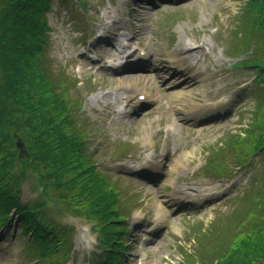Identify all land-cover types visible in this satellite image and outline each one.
I'll use <instances>...</instances> for the list:
<instances>
[{"label":"rangeland","instance_id":"rangeland-1","mask_svg":"<svg viewBox=\"0 0 264 264\" xmlns=\"http://www.w3.org/2000/svg\"><path fill=\"white\" fill-rule=\"evenodd\" d=\"M80 1L86 9L76 0H52L53 5L43 14L51 27L45 52L47 69L54 84L63 88L62 95L73 108L72 116L89 138L87 163L97 166L95 172L104 185L107 182L105 189L113 192L121 214L128 219L119 226L128 232L122 237L127 247L124 264H203V252H208L206 264H217L234 248L235 235H240L238 230L232 237L230 233L242 222L251 221L247 219L252 217L249 211L261 206L253 197L264 196V161L259 155L246 162L249 168L238 170L233 180L212 177L226 170L233 174L237 166L230 158L252 154L264 129V96L257 89L262 76L239 63L252 57L250 48L245 52L246 45L237 49L240 38L248 35L257 40L260 35L256 30V34L250 32L249 22L256 16L251 0H148L147 4L141 0ZM147 6L148 18L143 13ZM1 9L0 0V13ZM112 20L125 26L117 27L116 34L112 28L108 35L98 25ZM130 25L136 37L130 34L122 43L138 55L139 62L140 58L159 55L167 72L168 55L192 49L197 52L193 75L181 70L178 76L166 73L158 77L162 67L153 61L143 70L124 65L119 44L112 43ZM124 89L147 91L152 99L143 97L138 107L130 109L120 95ZM218 104V111L201 116L199 122L188 117L194 105ZM245 130L249 137L238 139ZM18 143V151L24 154L21 156L31 160L36 152L30 151V155L29 145L22 140ZM36 165L22 164L29 173L22 186L25 202L40 198L37 184L41 179L43 183L41 174L46 176L47 170ZM90 165L81 167L80 173ZM58 173L64 175V171ZM65 177L72 179L73 175ZM43 187L55 200L47 209L51 219L71 229L73 264H95L94 255L100 254L101 224L81 216L79 210L87 207L82 201L74 214L57 210L63 206L49 184ZM175 193L184 200L179 206L173 199ZM159 203L168 213L166 222L156 232L147 230L161 215ZM15 217L14 212L13 221ZM10 223L0 233V264H37L33 255L36 248ZM146 237L150 242H144ZM223 237L229 238L230 244H221L225 253L215 256L216 240Z\"/></svg>","mask_w":264,"mask_h":264},{"label":"trees","instance_id":"trees-1","mask_svg":"<svg viewBox=\"0 0 264 264\" xmlns=\"http://www.w3.org/2000/svg\"><path fill=\"white\" fill-rule=\"evenodd\" d=\"M51 3L52 0H1L0 223L6 222L9 211H17L18 224L23 227L24 233H32L33 244L39 246L36 253L43 258L53 249L56 250L59 241L67 244L66 232L61 231L47 213L49 201H55L45 193L43 185L49 184L53 196L67 212H77L82 202L83 206L87 205L88 208L79 211L101 224V242L108 249L104 258L97 257V264H117L122 259L125 246L122 237L127 234L119 226L125 224L126 218L121 214L113 192L105 189L107 182L104 180V185L100 175L95 172L96 167L87 163V138L72 116L73 108L69 99L62 95L63 88L59 89L54 84L53 75L47 69L49 63L45 52L49 45L50 27L43 14L50 9ZM251 3L256 16L251 17L252 23L249 22L250 32L256 30L263 38L259 35L255 40L246 35L240 38L237 49L240 47L242 50L246 45L243 49L245 52L250 48L252 57L239 63L243 67L255 69L262 76L258 92L264 96V0H251ZM248 137L249 132L245 130V134L237 138L246 140ZM19 140L29 145V153L36 152L31 160L19 155L16 146ZM255 155L264 161V129L258 134L252 154L242 159H230L237 167L247 166L246 162ZM24 162L33 166L38 164L47 170L46 176L41 174L44 184L39 179V184H43V195L36 202L26 205L22 204L20 191L22 181L29 175L26 173L28 170L22 168ZM86 165L90 167L82 169L80 173L81 167ZM59 170L64 171V175L58 173ZM65 172L71 173L73 178L64 179L67 175ZM230 174L232 171L226 170L222 174L212 175L223 177ZM85 175H92V178ZM260 195L253 197L255 204L258 200L261 206L249 211L252 217L248 216L247 219L251 221L242 222V226L236 227V232L233 230L230 233L232 237L239 233L237 230L240 231V235H235L234 248L225 253L221 244H230L229 238L216 240L215 252L212 254H226L218 264H264V196L260 198ZM112 239L110 246L105 244ZM200 257L202 263L206 264L208 252H203Z\"/></svg>","mask_w":264,"mask_h":264},{"label":"bare ground","instance_id":"bare-ground-1","mask_svg":"<svg viewBox=\"0 0 264 264\" xmlns=\"http://www.w3.org/2000/svg\"><path fill=\"white\" fill-rule=\"evenodd\" d=\"M144 4H147L148 3V0H141ZM146 11H144L143 13L145 14V16L148 18L149 16V7H145L144 8ZM115 23V25H114ZM119 23H116V21H113V23L111 25H106V26H102V30L104 32H107L108 35L112 34L110 31L113 29H115V34H116V28L114 26H117ZM123 27L125 26V24L122 25ZM136 36V34L134 35V37ZM109 38H112V37H109ZM184 50V49H183ZM187 50H185V52H182L180 50L176 51V52H173L171 53L170 55L167 56V60H168V65L170 66V69L168 70H175V71H180V73L182 74L183 72L185 74L186 73V70H189L188 71V74H190L191 70L194 66L196 65V60H197V56H196V53L197 52H194L192 51V49H188V52H186ZM132 57V54H130L127 59H130ZM155 64L157 66L160 65L159 68L162 67V69H159L157 72L158 74V77H161L163 74H169L168 73V70L166 72V67H164V65H162V58L157 55L155 57ZM164 64V63H163ZM181 70L183 72H181ZM192 73V72H191ZM193 73H194V70H193ZM192 73V74H193ZM172 74V73H171ZM176 75L178 76V74H176L174 72L173 76ZM191 75V74H190ZM183 92L182 93H185V90H182ZM120 95L122 97H124L126 99V101L128 102L129 104V108L132 109V108H136L140 105L139 101L141 98L143 97H147L146 100H151L152 97L149 95V93L147 91H144V90H137L136 93H134V91H129L127 89H124L121 91ZM221 106V104H218V105H213L211 107H209L208 105H203L200 107V105H194L192 106V109L190 110V113L188 114V117L189 118H192L193 121L195 122H199L201 120H199L201 118V116L203 115H208L212 112H215L216 110L218 111L219 107ZM202 123V122H201ZM175 133L172 129L170 130V135L173 136L172 134ZM167 151H165V154H167V157L169 156L168 155V149H166ZM164 157V155H163ZM180 195L179 193H175V196H178ZM164 204L162 203H159V210L162 211L160 212L161 215L159 216L158 218V221H157V224H164L166 222V218L168 217V213H166V211L164 210Z\"/></svg>","mask_w":264,"mask_h":264}]
</instances>
